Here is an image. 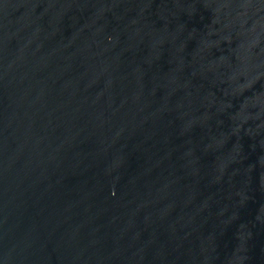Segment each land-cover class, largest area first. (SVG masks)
I'll return each instance as SVG.
<instances>
[{"label": "water", "instance_id": "water-1", "mask_svg": "<svg viewBox=\"0 0 264 264\" xmlns=\"http://www.w3.org/2000/svg\"><path fill=\"white\" fill-rule=\"evenodd\" d=\"M0 264H264V0H0Z\"/></svg>", "mask_w": 264, "mask_h": 264}]
</instances>
